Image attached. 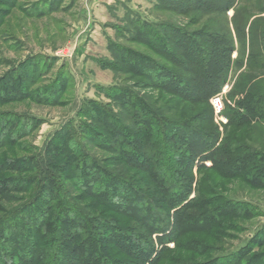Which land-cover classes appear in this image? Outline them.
Wrapping results in <instances>:
<instances>
[{
  "label": "trees",
  "instance_id": "trees-1",
  "mask_svg": "<svg viewBox=\"0 0 264 264\" xmlns=\"http://www.w3.org/2000/svg\"><path fill=\"white\" fill-rule=\"evenodd\" d=\"M236 2L157 0L155 7L178 14L194 12L196 21H200L210 12L224 17ZM213 20L209 18L192 31L175 22L134 21L130 41L142 44L159 58L114 46L115 56L121 62L115 64V70L123 69L149 80L159 75L154 87L161 92L158 98L151 96V101H146L129 90L118 89L113 98L121 106L116 113L91 101L92 118L98 112L96 120L101 127L87 126L80 134L68 124L49 148V165L70 173L67 180L47 172L37 185L41 168L29 158L0 161V264H219L225 259L228 261L224 264H264V253L251 252L254 243L264 246V223L229 257H206L201 251L202 258L166 257L168 242H176L178 248L184 234L205 231L207 226L214 228L226 215L251 214L250 203L238 204L223 198L213 208L211 200L197 196L182 205L190 197L193 183L191 167L188 173L183 172V166L190 162L193 165L203 154V159L212 160L217 170L249 167L248 176L264 185V156L256 158L253 152L238 156L230 150L226 138L219 141V132L213 125L204 130L180 121L179 116H170L185 113L184 107L178 108L181 103L208 101L228 77L234 62L235 40L223 21ZM236 33L239 41L251 49L248 59L252 66L261 56L256 47L264 35L257 21L248 25L247 20L237 24ZM43 69L42 62H23L0 78V102L30 96L57 102L63 90L58 82L57 87L44 88L46 91L31 90ZM254 79V74H246L237 89L248 87ZM254 86L234 101L250 118L264 119V94L252 93ZM233 94L236 93L233 91L230 96ZM152 103L169 109L171 114H158ZM238 108L233 115H242L247 121ZM174 109L178 111L173 113ZM234 116L231 123L236 122ZM13 121L7 118L0 122V150L20 137L12 131ZM157 131L164 139L153 138ZM71 133L77 135V149L66 147ZM88 138L106 151L104 159L116 170L99 164L90 155L82 141ZM49 141L51 145L54 139ZM163 144L173 153L168 158V166L170 162L175 166L171 172L159 171L153 164V157ZM74 156L78 159L76 165ZM224 226L232 228L229 224ZM221 233L225 235L226 231Z\"/></svg>",
  "mask_w": 264,
  "mask_h": 264
},
{
  "label": "rangeland",
  "instance_id": "rangeland-1",
  "mask_svg": "<svg viewBox=\"0 0 264 264\" xmlns=\"http://www.w3.org/2000/svg\"><path fill=\"white\" fill-rule=\"evenodd\" d=\"M156 3L157 0L0 1V78L9 75L23 62L36 60L42 62L45 69L31 90L46 91L48 87H57V82L63 89L59 92L57 102L32 96L8 103L0 102V122L13 118L15 121L12 131L14 135L16 132L17 136L20 135L16 141H12L13 144L10 142L0 150V161L5 158L15 160L29 158L33 164L41 168L42 175L36 181L37 185L43 181V175L47 172L54 173L57 178L64 181L70 178V173L49 165L52 163L49 148L56 142L58 133L68 124L72 125L70 128L73 131L78 129L80 134L86 131L87 126L97 129L101 127V123L96 120L99 118L97 111L96 117L92 118L94 112L91 111V101L96 106H106L108 110L116 113L121 106L113 98L118 89L129 90L146 101L151 96L154 99L158 98L161 92L154 87L155 81L160 78L159 75L149 80L143 75H130L123 69L115 70V64L121 65V62L115 56L114 46L147 52L154 58H159L142 44L130 41V30L134 21L175 22L192 31L200 28L202 22L209 18L223 21L235 40V50L232 54L234 62L221 90L216 93L223 96L224 109L222 113H215L211 101L216 95L214 94L208 101L202 103L194 105L181 103L178 108L184 107L185 113L170 116L174 118L179 116L180 121H188L192 126L202 129L213 125L219 132V141L226 138V144H229L230 150L238 156H245L248 152H253L256 158L264 156V119L259 116L250 118L234 101L243 96L252 85H255L254 90L251 88L252 93L264 94V40L256 47L261 56L258 57V62H252L251 66L248 59L251 49L239 41L236 33L237 24L247 20L248 25L257 21L258 28L264 35V0H237L224 17L221 13L210 12L200 21H196L194 12L178 14L164 8H156ZM212 25L217 26L214 22ZM250 73L255 75L251 85L237 89L242 77ZM233 91L236 94L231 97ZM152 106L158 114L165 117V114H171L167 108H158V105L153 103ZM236 108L245 113L248 122L241 118L242 115L236 117L233 115ZM176 111L178 110L174 109L173 113ZM233 116L236 122L231 123ZM70 135L72 137H69L66 147L77 149L74 143L77 135L72 133ZM154 135V139H164L160 131ZM49 139H54L51 145ZM82 141L86 150L99 164L116 170L104 159L107 156L106 151L95 142L92 143L89 138ZM172 154L163 144L158 155L153 157L156 169L163 172L175 170L171 162L168 166V158L173 156ZM184 154L187 156L186 152ZM73 159L76 165L78 159L75 156ZM52 160H56L55 157ZM191 165L190 162V165L182 167L183 172H188V168L191 167L190 173L193 178L191 195L182 205L197 196L211 200L210 206L213 208L223 198L224 201L238 204L250 203L251 214L244 213L239 217L226 215L214 225V228L207 226L205 231L184 234L179 239L178 248L176 242H168L166 257L202 258L200 251L205 252L206 257L218 255L229 257L245 245L247 239L251 238L254 231L264 223V185L248 176V172L251 171L249 167L234 171L217 170L212 160L203 159V154ZM171 213L173 214L174 210ZM224 223L232 228H226ZM221 231L224 233L226 231L225 235ZM251 252L263 254L264 246L258 247L254 243ZM227 261L228 259L221 260L219 264Z\"/></svg>",
  "mask_w": 264,
  "mask_h": 264
},
{
  "label": "built area",
  "instance_id": "built-area-1",
  "mask_svg": "<svg viewBox=\"0 0 264 264\" xmlns=\"http://www.w3.org/2000/svg\"><path fill=\"white\" fill-rule=\"evenodd\" d=\"M212 106L216 114L222 113L224 109V100L221 94H216L212 98Z\"/></svg>",
  "mask_w": 264,
  "mask_h": 264
}]
</instances>
